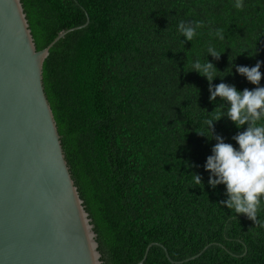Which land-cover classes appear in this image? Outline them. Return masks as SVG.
Returning a JSON list of instances; mask_svg holds the SVG:
<instances>
[{
	"label": "trees",
	"instance_id": "trees-1",
	"mask_svg": "<svg viewBox=\"0 0 264 264\" xmlns=\"http://www.w3.org/2000/svg\"><path fill=\"white\" fill-rule=\"evenodd\" d=\"M22 2L38 50L90 18L53 46L44 87L104 264L146 254L143 264H264V198L254 223L221 204L225 185L208 183L217 140L205 121L228 105L210 101L206 77L192 71L207 59L213 87L242 92L257 85L236 67L260 62L264 87V0H242L243 9L236 0ZM181 21L202 23L191 42ZM246 129L225 115L213 137L238 150L233 137Z\"/></svg>",
	"mask_w": 264,
	"mask_h": 264
},
{
	"label": "water",
	"instance_id": "water-1",
	"mask_svg": "<svg viewBox=\"0 0 264 264\" xmlns=\"http://www.w3.org/2000/svg\"><path fill=\"white\" fill-rule=\"evenodd\" d=\"M89 23L38 50L22 0H0V264H104L44 87L53 46Z\"/></svg>",
	"mask_w": 264,
	"mask_h": 264
},
{
	"label": "clouds",
	"instance_id": "clouds-1",
	"mask_svg": "<svg viewBox=\"0 0 264 264\" xmlns=\"http://www.w3.org/2000/svg\"><path fill=\"white\" fill-rule=\"evenodd\" d=\"M234 7L243 9L242 0H236ZM201 26L200 22L193 26L181 21L178 29L185 40L191 42L197 34L196 29ZM216 35L220 39L224 38L219 31ZM207 53L215 59H219L222 54L211 46L208 47ZM260 67V62L251 68L236 67L237 73L246 77L251 84L257 85L253 90L244 89L242 92L225 83L213 87L212 81L218 76L216 75L218 70L207 59L203 63L198 59L193 64L192 70L206 77L209 83L210 101H215L219 97L228 105L226 113L224 108H221V111L213 118L205 121L212 132V136L207 137L217 140L212 148L213 154L207 157L205 164V170L211 174L208 183L212 188L220 184L225 185L228 199L222 201L221 204L234 211L237 216L245 215L254 223H257L261 198H264V87H259L262 78ZM225 115L237 128L247 125L245 131L233 137L239 145L238 150L232 144L225 143L222 137H213L214 122L219 121ZM198 134L204 135L203 133ZM194 175L195 183L203 185L201 177Z\"/></svg>",
	"mask_w": 264,
	"mask_h": 264
}]
</instances>
